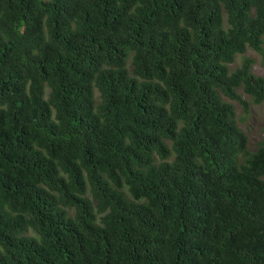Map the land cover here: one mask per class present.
<instances>
[{
  "label": "trees",
  "instance_id": "16d2710c",
  "mask_svg": "<svg viewBox=\"0 0 264 264\" xmlns=\"http://www.w3.org/2000/svg\"><path fill=\"white\" fill-rule=\"evenodd\" d=\"M259 58L264 0H0V264H264Z\"/></svg>",
  "mask_w": 264,
  "mask_h": 264
},
{
  "label": "rangeland",
  "instance_id": "374dc122",
  "mask_svg": "<svg viewBox=\"0 0 264 264\" xmlns=\"http://www.w3.org/2000/svg\"><path fill=\"white\" fill-rule=\"evenodd\" d=\"M250 52L253 53L252 51ZM237 59L238 61H236L233 67H235L236 64L240 63V57H238ZM254 72L258 74H264V63L260 58L254 66ZM244 96L250 100V97L246 95ZM237 111L239 115L243 114V109L239 104H237ZM242 125V127H244L249 134L251 148H255L258 141H260L264 137V103H262L261 105L251 104V113L246 118V122Z\"/></svg>",
  "mask_w": 264,
  "mask_h": 264
},
{
  "label": "clouds",
  "instance_id": "9594fccd",
  "mask_svg": "<svg viewBox=\"0 0 264 264\" xmlns=\"http://www.w3.org/2000/svg\"><path fill=\"white\" fill-rule=\"evenodd\" d=\"M238 57H240V63L239 64H236V65H240L241 64V62H242V56L241 55H239ZM237 57V58H238ZM236 61H238V59L236 60ZM236 63V62H235ZM234 63V64H235ZM233 64V65H234ZM256 64V63H255ZM255 64L253 65V72H254V66H255ZM233 65H231V67L232 68H235V67H233ZM254 73H256V72H254ZM256 74H258V73H256ZM260 75H264V74H260ZM240 92H241V94H242V96H243V98L244 99H246L249 103V111L248 112H246L245 111V109L243 108V105H241L240 103H238L237 101L235 102V104H236V108H237V104H239V105H241V107H242V109H243V114L242 115H239V113H238V115H239V117H244L245 116V119H243V121H240V126L242 127L243 125L242 124H244L245 122H246V118L249 116V114L251 113V104H254V105H261L262 103H264V101L263 102H261V103H255L254 101H253V98H252V96L251 95H249V94H247L246 92H244L242 89L240 90ZM244 95H246V96H248V97H250V100L249 99H247ZM226 99H228V98H226ZM238 112V111H237ZM244 130H245V128L244 127H242ZM246 131V130H245ZM247 132V131H246ZM247 134H248V132H247ZM248 136H249V134H248ZM264 138V137H263ZM249 139H250V137H249ZM259 142V141H258ZM250 147H251V143H250ZM257 147V146H256ZM252 149H254V148H252Z\"/></svg>",
  "mask_w": 264,
  "mask_h": 264
}]
</instances>
